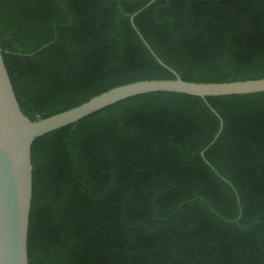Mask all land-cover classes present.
Listing matches in <instances>:
<instances>
[{"label":"trees","instance_id":"16d2710c","mask_svg":"<svg viewBox=\"0 0 264 264\" xmlns=\"http://www.w3.org/2000/svg\"><path fill=\"white\" fill-rule=\"evenodd\" d=\"M150 1L0 0L22 114L169 69L264 78V0ZM31 164L28 264H264V92L129 97L36 138Z\"/></svg>","mask_w":264,"mask_h":264},{"label":"water","instance_id":"95a60500","mask_svg":"<svg viewBox=\"0 0 264 264\" xmlns=\"http://www.w3.org/2000/svg\"><path fill=\"white\" fill-rule=\"evenodd\" d=\"M133 16L130 17L132 25ZM169 70L174 75L173 79L139 80L118 85L80 105L31 121L18 106L0 48V264H28L27 234L32 199L31 145L36 138L73 124L120 100L141 94L170 92L205 98L264 92V78L202 83L182 80ZM220 129L221 122L214 139ZM200 154L203 156V152Z\"/></svg>","mask_w":264,"mask_h":264}]
</instances>
